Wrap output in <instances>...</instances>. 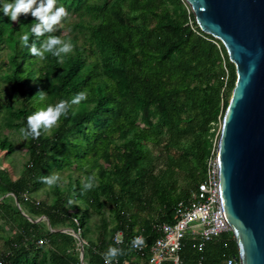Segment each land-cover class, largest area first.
I'll return each instance as SVG.
<instances>
[{"label":"trees","instance_id":"obj_1","mask_svg":"<svg viewBox=\"0 0 264 264\" xmlns=\"http://www.w3.org/2000/svg\"><path fill=\"white\" fill-rule=\"evenodd\" d=\"M7 2L12 0H0V79L8 96H0V115L8 127L27 128V116L60 100L71 102L81 91L88 98L77 108L70 104L58 126L42 129L38 139L24 137L27 159L18 176L0 168V196L11 193L49 223L43 230L0 199V225L12 229L0 234V264H81L74 236L53 228L68 222L82 238L89 208L102 214L104 207L114 218L110 238L103 229L96 242L85 241L83 259L104 264L117 230L124 241L117 258L128 259L134 238L156 237L152 223L172 222L177 202L188 200L203 179L234 85V64L222 42L199 28L184 0H57L69 15L39 38L30 34V14L15 22L3 14ZM25 33L29 45L39 48L53 35L71 42L73 51L62 54L63 63L50 53L40 59L22 48ZM15 149L0 130V150L8 156ZM54 169L69 170L66 186L53 185L49 203L30 196ZM91 176L94 187L86 190ZM179 255V264H238L231 230L201 251L186 237Z\"/></svg>","mask_w":264,"mask_h":264},{"label":"water","instance_id":"obj_2","mask_svg":"<svg viewBox=\"0 0 264 264\" xmlns=\"http://www.w3.org/2000/svg\"><path fill=\"white\" fill-rule=\"evenodd\" d=\"M184 1L234 64L215 149L221 209L238 264H264V0Z\"/></svg>","mask_w":264,"mask_h":264},{"label":"built area","instance_id":"obj_3","mask_svg":"<svg viewBox=\"0 0 264 264\" xmlns=\"http://www.w3.org/2000/svg\"><path fill=\"white\" fill-rule=\"evenodd\" d=\"M152 226L159 233L156 237L148 241L143 233H139L134 240L141 237L143 243L133 246V240L130 245L136 255V262L116 257L112 264H163L166 261L179 264V251L186 237L194 240L201 251L206 242L231 230L222 214L217 159L213 149L206 158L203 179L198 182L188 200H180L175 205L173 221L152 223ZM112 240L115 247L120 248L124 244L123 232L117 230ZM37 242L42 243L43 239ZM231 262L232 259H228L226 263Z\"/></svg>","mask_w":264,"mask_h":264},{"label":"clouds","instance_id":"obj_4","mask_svg":"<svg viewBox=\"0 0 264 264\" xmlns=\"http://www.w3.org/2000/svg\"><path fill=\"white\" fill-rule=\"evenodd\" d=\"M2 12L11 21L18 20L20 15H28L34 18L35 23L30 27V34L37 38L45 36L47 33L56 31V26L69 15L64 6L57 7V0H12L3 4ZM30 36L25 33L21 37L22 48H28L29 52L40 59H45L46 54L50 53L52 56L58 58V63H63V55L73 51L74 45L71 42H64L60 37L49 35L38 48L35 43L29 45ZM40 99L45 97L44 91L38 92ZM86 91L77 93L71 102L67 100H60L54 105H48L45 108L38 109L36 112L27 116V128H21L22 135L27 139L29 137L38 139L41 136V130H51L58 126L61 117H66L70 108V104H80L87 100ZM41 180L49 185H56L60 180L58 174L50 176H43ZM95 176L87 178L84 183V189L88 190L94 187ZM117 242H120L119 240ZM143 243V238L138 237L134 240L133 246ZM123 250L109 246L107 252L104 254V264H112V260L118 255H122Z\"/></svg>","mask_w":264,"mask_h":264},{"label":"rangeland","instance_id":"obj_5","mask_svg":"<svg viewBox=\"0 0 264 264\" xmlns=\"http://www.w3.org/2000/svg\"><path fill=\"white\" fill-rule=\"evenodd\" d=\"M73 19L74 18L71 17V20ZM65 32L66 30L64 28L62 30V33H65ZM0 90H1L0 91L1 100L6 101L8 96L7 94H5V91L7 89L4 86V84H2L1 79H0ZM78 105L74 104V107L77 108ZM5 117L6 116L4 113L0 115V130L1 132L7 134L9 137L13 139L16 145V149L12 154L8 156L7 155L5 156L4 151L0 150V168H6L8 172L10 173L11 177L15 178L21 173V171L23 170L25 166V162L27 159V153H26L27 149L25 146V138L22 135V133L18 130L9 128ZM219 128H220V120L217 125V129H216L217 133L219 132ZM45 132H49V130H45ZM99 162L103 163V161L101 160ZM68 172L69 170L65 169L64 171L58 174L60 177V180H59L60 188H64L66 186V183L68 180ZM52 174H57L55 169L50 172V175ZM54 191L55 190L53 186H49L43 182L38 188H36L34 191L29 192L28 194L39 200L44 199L46 202L49 203L52 201V198L55 196ZM101 198H103V196ZM0 199L4 200L6 203H9L10 205H15L25 215L30 216V219H32L33 221L40 222L43 230L49 227L48 220L46 219L44 215L30 212L26 204H23V203L19 204V202L16 200V198L11 193H4L3 195L0 196ZM113 223H114L113 215L107 207H104L102 209V214H98L92 208H89V216L87 219V225L84 231L85 232L84 236L82 238H79L78 232H74L68 222L58 224L53 229L55 230L59 229L62 231L70 232L74 236V242H73L74 250L78 251L79 259H80L81 246H83V243L85 241L96 242L101 236L102 231H104L103 229H105L106 238H110ZM101 224H104L105 228H103ZM11 230L12 229H10L9 225L7 224L2 223V225H0V234H6V232H11ZM82 252H84L83 249H82ZM135 257H136L135 254H130L128 257V260L130 262H136ZM83 264H87L86 261H84V259H83Z\"/></svg>","mask_w":264,"mask_h":264}]
</instances>
